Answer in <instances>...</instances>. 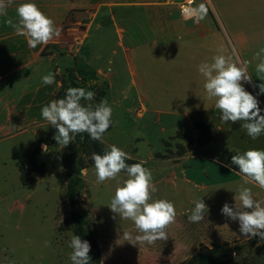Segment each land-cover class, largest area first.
Masks as SVG:
<instances>
[{"label": "rangeland", "instance_id": "rangeland-1", "mask_svg": "<svg viewBox=\"0 0 264 264\" xmlns=\"http://www.w3.org/2000/svg\"><path fill=\"white\" fill-rule=\"evenodd\" d=\"M183 1L164 0L162 6L180 14L179 4ZM147 9L150 8L130 10ZM192 9V17L180 15L194 39L187 34L180 40L176 36V44L164 48H159V43L168 42L163 39L165 32H157L145 16L131 18L129 25L119 20L126 29L123 40L133 48L131 66L136 75L133 77L127 70L124 54L116 47L119 39L115 33L107 34L100 64H107L113 50L119 53L113 56L117 72L112 92L105 89L107 82L103 80L93 85L97 77L79 72L73 59L57 75L59 90L64 80L63 90L69 86L93 91V104L107 99L113 109V125L99 144L105 149L114 144L133 160L145 161L144 167L151 170L157 188L153 200L171 201L177 211L175 222L166 229L168 239L132 244L122 238L124 232L139 234L131 220L121 219L108 206L127 174L122 171L115 180L98 183L95 167L88 164L92 149L82 145L79 134L63 149L56 140L51 146L42 144L36 161L44 171H31L26 152L32 143L48 135L50 124H46L0 141V264H71L72 249L68 245L74 235L69 219L73 210L83 213L91 224L100 245L101 264H181L202 246L214 245L242 246L231 264H264V241L259 236H244L239 221L221 212L225 203L235 206V192L244 185L245 178L231 164V157L249 149L264 150V134L253 140L242 129V121L220 120V131L210 122L196 123L195 119L213 120L212 113H193L200 108H215V100L207 98L198 66L211 62L217 54L246 64L255 84L262 83L256 76L259 61L255 54L264 48V0H195ZM210 9L214 16L207 12ZM195 20L204 26L195 24ZM76 27L78 33L84 29ZM44 74L33 77V83H40ZM244 87L257 97L264 115V94L258 95L259 89L251 83H244ZM142 103L151 113L140 119L137 113ZM158 111L175 114H163L160 121ZM200 139L216 140L213 145H201ZM195 143L197 147L191 151L189 146ZM188 152L191 154L180 160ZM78 163L85 168L81 171L83 182L77 204L72 207L65 193ZM23 171L33 178L30 185L21 181ZM244 186L250 187L253 197L264 204V189L252 182ZM199 199H203L208 211L202 221L192 223L188 216ZM179 237L184 244L175 252L171 249ZM45 241L51 245L45 246Z\"/></svg>", "mask_w": 264, "mask_h": 264}, {"label": "clouds", "instance_id": "clouds-1", "mask_svg": "<svg viewBox=\"0 0 264 264\" xmlns=\"http://www.w3.org/2000/svg\"><path fill=\"white\" fill-rule=\"evenodd\" d=\"M14 2L15 0H0V17H7L4 23L13 28L17 35L24 36L30 48L47 45L61 35L62 30L56 26L54 20L31 0L16 7L17 20L8 17V9ZM262 54L264 48L255 54L259 61L255 68L256 76L262 81L258 85L249 74L247 65H240L232 56L217 54L211 62H202L198 66V71L205 80L203 87L207 98L215 100V108L220 112L219 119L224 123L242 121V129L253 140L264 134V115H261L262 109L257 97L245 89L244 83L257 87L258 95L264 94ZM55 75H44L42 83L46 86L54 84ZM95 95L93 91L82 87H69L64 98L54 99L42 107V118L57 130L53 139L62 149L72 143L80 133H87L92 140L103 143L105 132L113 124V109L107 99L93 104ZM91 159L94 161L98 183L115 180L122 171L127 174L128 178L116 188L108 206L121 219L131 220L139 234L133 236L124 232L122 238L132 244L166 241V229L175 222L177 211L171 201L153 200L152 194L157 188L153 184L151 170L144 167L145 161L126 163L132 157L114 144L109 145L103 155L93 153ZM231 164L237 166L238 172L245 178L244 185L252 182L264 189V150L249 149L236 153L231 157ZM244 185L235 192V206L225 203L221 212L233 221H239L240 232L244 236H259L264 241V204L253 197L250 187ZM205 210L208 211V208L203 199L195 201L188 220L192 223L202 221ZM50 245V241H45V246ZM68 246L72 249L71 264H90L91 245L87 240L73 235Z\"/></svg>", "mask_w": 264, "mask_h": 264}, {"label": "crops", "instance_id": "crops-1", "mask_svg": "<svg viewBox=\"0 0 264 264\" xmlns=\"http://www.w3.org/2000/svg\"><path fill=\"white\" fill-rule=\"evenodd\" d=\"M24 2L26 0H15L8 9V17L17 20L15 9ZM31 2L53 19L62 31L58 38H54L47 45H38L33 49L28 46L24 36L17 35L13 28L4 23L7 17H0V141L49 124L42 118L41 109L50 101L58 99L60 83L57 81V75L61 70L67 69L71 59L79 72L85 75L94 74L97 77V80L92 81L93 85L103 80L107 82L109 91L112 92L113 76L117 72L114 71L113 56L119 53L118 50H113V56L107 60V64L105 66L100 64V52L107 34L115 33L119 39L116 47L121 49L128 66L127 70L135 77L136 73L131 66L133 48L129 43L126 45L123 40L126 29L119 25V20L129 25L132 22L131 18L145 16L157 32H165L163 39H167L168 42H164L166 45L159 43V48L175 45L176 42L173 40L176 36L180 40L182 35L187 34L190 39H194L191 29L185 24L186 20L180 14H176V11L164 8L162 6L164 0H31ZM135 7L150 9L143 12L130 10ZM212 10H207L210 16H214ZM194 22L204 26L200 20ZM76 26L84 27L83 31L79 32L81 35L78 40H75L79 34ZM42 72L44 75L55 73V83L46 86L42 83V78L40 83H33V77L39 76ZM133 84L136 85V82L133 81ZM147 113H151V110L142 103L138 109V118L143 119ZM158 113H161L160 121L163 114L167 116L175 114L163 111ZM193 113L200 116L212 113L213 120L195 119L196 123L210 122L221 131L222 127L218 124L220 119L216 117L220 115L218 109L200 108ZM34 134L38 137L37 131ZM196 136L195 131L194 137ZM215 140L208 144L213 145ZM196 147L197 143L189 146L191 151ZM189 154L191 152L183 155L180 160ZM175 240L176 245L170 249L180 251L178 247L184 244V240L181 237Z\"/></svg>", "mask_w": 264, "mask_h": 264}, {"label": "trees", "instance_id": "trees-1", "mask_svg": "<svg viewBox=\"0 0 264 264\" xmlns=\"http://www.w3.org/2000/svg\"><path fill=\"white\" fill-rule=\"evenodd\" d=\"M62 87L57 93V98H64L66 90L69 88L64 87V80H62ZM106 88L109 89L108 84L105 83ZM113 125V124H112ZM112 125L110 128L105 132L107 133L112 129ZM56 129L53 128L51 125L49 127L48 135L38 139L29 147L26 152V158L29 162V168L33 172H43L44 169L42 165L38 164L36 161V157L39 155L41 151L42 144L46 146H51L54 144V135H56ZM80 140L83 146H90L92 149V153H97L103 155L105 152V148H102L99 144V141L92 140L87 133H80ZM201 145H205L206 143L210 142V140H202L200 139ZM89 158V163L91 166H94V161ZM126 163L133 164L138 163L133 159L127 160ZM85 168L81 163H78L73 171V174L70 175L65 197L68 200L69 204L72 207H75L77 204V198L80 192V188L82 187V169ZM124 172V171H123ZM126 173V172H125ZM21 181L24 185H30L33 182V178L29 177L25 171L21 173ZM70 224L72 228V232L74 235H78L81 237L82 240H87L91 245V250L89 252L90 256V264H101V251L100 245L95 238L94 231L92 230L91 224L87 220L86 216L81 213L80 211L73 210L70 214ZM242 249V246L238 247H228L226 245H214L212 247L202 246L199 252L194 255L189 260L181 263V264H230L233 260L234 255L239 254Z\"/></svg>", "mask_w": 264, "mask_h": 264}, {"label": "built area", "instance_id": "built-area-1", "mask_svg": "<svg viewBox=\"0 0 264 264\" xmlns=\"http://www.w3.org/2000/svg\"><path fill=\"white\" fill-rule=\"evenodd\" d=\"M195 0H184L181 4H179V11L182 16L186 18L192 17L191 14L193 12Z\"/></svg>", "mask_w": 264, "mask_h": 264}]
</instances>
